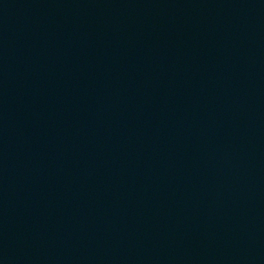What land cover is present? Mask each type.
Segmentation results:
<instances>
[{"label":"water","instance_id":"95a60500","mask_svg":"<svg viewBox=\"0 0 264 264\" xmlns=\"http://www.w3.org/2000/svg\"><path fill=\"white\" fill-rule=\"evenodd\" d=\"M0 264H264V0H0Z\"/></svg>","mask_w":264,"mask_h":264}]
</instances>
